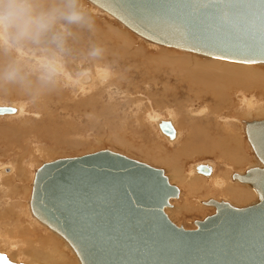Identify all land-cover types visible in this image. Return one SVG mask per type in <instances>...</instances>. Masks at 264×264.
<instances>
[{
    "label": "water",
    "instance_id": "95a60500",
    "mask_svg": "<svg viewBox=\"0 0 264 264\" xmlns=\"http://www.w3.org/2000/svg\"><path fill=\"white\" fill-rule=\"evenodd\" d=\"M88 1L157 45L264 64V0ZM12 110L1 106L0 115ZM160 130L173 135L168 122ZM245 135L259 165L231 179L251 187L256 202L235 207L209 199L203 204L214 212L193 229L167 217L179 191L162 169L109 150L43 163L33 176L29 211L79 264H264V119L245 122Z\"/></svg>",
    "mask_w": 264,
    "mask_h": 264
},
{
    "label": "rangeland",
    "instance_id": "374dc122",
    "mask_svg": "<svg viewBox=\"0 0 264 264\" xmlns=\"http://www.w3.org/2000/svg\"><path fill=\"white\" fill-rule=\"evenodd\" d=\"M38 1L42 2L41 0H38ZM71 1L72 2H78L77 4L79 6H80L79 3H81L82 11H84V14H85L84 17L86 19H90L88 21L89 23H87V25H89V26H91V25L92 26H100L101 28H105L107 26V24L109 23L110 27L113 28V32L116 31V33L119 35H121V33H122V31H120V29H122L123 31L125 30L126 33H125V31H124V33L126 35L129 34L130 39L131 38L135 39V40L133 39L134 41L131 39L133 42L129 44L128 49L131 50V48H133V47H134V49H135V47L138 48L137 45H139V46H141L142 50H144V51L140 55L137 54L136 57L134 55H131V56H129L130 59L128 58V60L127 59L121 60V59H119L121 51L118 50L117 54L115 55V57H116L115 62L116 63H113V62L110 63L111 62L110 59L108 61L109 62L108 64L111 67V70L113 71L112 83L114 82L113 85H116V86L111 85L110 88L109 87L100 88L96 91L93 90L89 94H81L76 89H74L73 87H71L72 88L71 89L68 85H63L64 83L60 79L58 80L56 78L57 75L55 76V73L47 72V71H45L44 68H41V66H39V65H37V67H35V64H37V62L32 60V57H28L33 52V49L21 47L19 51L25 53V55L23 56L21 54H18V51L16 50L14 45H10V44L9 45H6V44L0 45V50H1L0 51V57L4 56L3 58H5V59L1 58L0 64L2 63V65H6V67L9 70L12 69V71H13V73H10V71H8V72H6V74L0 72V76H1L0 77V84H4V83L9 82L10 80L17 79V78H15L17 76H21L24 80L30 79L29 81H31V82L33 81L32 78H34L35 80H41L40 82H42V81L44 82V83L42 82L41 84H38L39 87H42V89H48L49 88V89H51L52 92H56L58 90L57 92L60 93V98H61V102H60V104H58L59 106L58 105L53 106V105L46 104V110H44L45 111L44 112L39 107L35 106L34 99L32 100L31 98L29 99L28 97H26V99H23V98H25L24 96L14 97V98L13 97H8V98L0 97V105H3V106H15L17 103V101H15V100H17V99H21L22 101H25V104H24L25 107L24 108L28 112V114L24 115V116L7 117V118L3 117L6 115L0 116V137H1L0 138V153H1L0 154V169L6 168V169L10 170V167H13L15 165V162L17 160L16 157H18V154L22 150V152L24 154L23 156H25L24 160L26 161V163H24V164L27 165V177H28V178L25 177V179H24L25 181L22 183V187L20 186V190L22 189L20 192L22 194L24 193L23 190L26 191L25 194H23V197H21L22 198L21 208L18 207L17 203H14L13 198L10 197V199H9L8 196L4 197L3 194L0 193V212H3V213L7 212V214H8L6 216L4 215L5 213L1 215V218H3V220H0V239L2 236H5V234L9 235L11 237H14L15 242L17 241V243H18V248L20 246L21 250L24 251V250H26V248L27 249H36L37 253H40V255L43 254L47 257L49 256V257H52L54 259L56 258V259H58L57 261H61L63 264H77L78 261H76V257L74 256L73 252L70 251V248L66 245V243L64 241H62L61 237H59L56 233H54L53 231L48 229L46 226H44L43 224L38 222L35 218H33V216H31L29 208H28V200H29L28 197H29V194L31 192L30 186L32 183L31 182V174L35 171V169L40 167L43 163L50 162V161H53L56 159L77 157V156H81V155L94 153L97 151L109 150V151L118 153L120 155H123L127 158L145 163V164L150 165L152 167L162 169L164 171L165 175L169 179L170 184L175 185L179 189V197L177 199H173L170 201V207H168L166 209V212H165L166 215L168 216V218L177 226H181L184 229H193L194 228V225H193L194 221L202 220L204 217L212 214L214 211V209L211 206H207V205L204 206V205L200 204L199 207H197L196 209L192 208L193 212L191 211L190 213H184V211H183L184 208H183L182 202H183V199L185 198L186 192H187V188H186L185 184H183L182 182H178V180L173 179L170 165L169 166L168 165H161L157 162H153L151 160V158L149 157V156H155V155L157 157H158V155L160 157H163V155H165V154L169 156V155H172L173 153H174L173 155H175L177 153L176 150H177L178 146L176 145V143L174 145H168V143H166L165 140L163 141V139L160 138L158 135L161 132L158 129V127H156V124L155 123L152 124V123H149L146 120H144V115H145V112H148L149 107H151V104H149V102L147 100H149V101L152 100L151 102L154 103L153 107L159 106L160 105V98H161L160 96H161V94L163 96L164 90L172 89L174 87L173 90L176 93L177 90L179 91L180 88L182 89V87H184L183 83H186V82L183 80L181 73H179L180 71L176 70V69H178L177 68L178 66H180L179 68L182 69V67L186 66V65H183L184 62H182L181 60H178L176 67H174L175 64L173 63V60H174V58H177L178 56H185V54H187V52L184 54L185 51L169 48L166 46H160L157 44H154V45H157L158 47H153L154 45H149L148 44L149 42H147L144 39H143L144 40L143 41L141 37H140L141 38L140 39L139 36L132 33L128 29H125V27L123 25H119L120 23L117 20H114V18H112L111 16L106 14L101 9H99V8L97 9V7L94 6L93 4H91L89 1H87V0H71ZM86 44L88 45V42L84 41L83 45L81 46V49L84 50V51H82V53L81 52L74 53L73 51H71V49L67 50L66 45H62V47H63V48H61L62 52H60L59 48H56L57 51L60 52V54H61V59L63 61L62 64L64 65L65 69H67V71H69V73H71L72 76L77 77L79 75L80 71L82 70V68L83 69L86 68V66H88V64L91 62V61L88 62V60H89L88 56L82 55V54L86 55V51L87 52L90 51V49H88V47H90V45H88V47H87ZM23 45H25V44H23ZM85 47H87L86 50H85ZM90 48H92V47H90ZM158 48H162L163 51L167 50L166 52L171 53L173 58L172 59H170V58L161 59L160 56H157V55H159L158 54ZM64 49L66 50V52H63V51H65ZM34 50H35V52H38V51H36L37 49H34ZM180 52L181 53L183 52V53L181 54ZM75 54H76V57L74 56ZM142 54H143V56H141ZM177 54H178V56H177ZM188 54H190V53L188 52ZM190 55L196 56V54H190ZM190 55H188V56H190ZM6 56L8 59L6 58ZM132 56L134 57V59ZM77 57L79 60L77 59ZM142 57L144 58V60ZM203 58L204 57H201V55H197V57H196V59L205 60ZM30 59H31V61H30ZM135 59H136V62H135ZM149 59L151 62L153 61L152 62L153 64L150 61H148ZM207 60H209V59H207ZM122 61L123 62L125 61V62L123 63ZM25 62H27V63H25ZM79 62H81V64L79 65L80 67L78 65H76V64H79ZM165 62H167V63H165ZM72 63H73V65H72ZM189 63L190 62H185V64H189ZM8 65L10 68L8 67ZM164 65H166V66L164 67ZM172 65H173L174 69H173ZM251 65H264V64H251ZM28 67L31 69H29ZM167 67H169L168 68L169 71L167 70ZM170 68H171L172 72L174 73V75L170 74ZM15 70H16V72H15ZM164 70H166V71H164ZM36 71H38V72H36ZM138 71H141V72H138ZM46 74L49 76H47ZM140 74H143L142 77L140 76ZM175 74H177V75H175ZM39 75H41V76H39ZM26 76H27V79H26ZM4 78L5 79L7 78V80H5ZM3 79H4V81H3ZM175 81H177V82L182 81V82H180L178 85V84H176L177 82L175 83ZM50 83H52V85ZM45 84L47 85V88H45ZM16 85L20 89H23V86L21 84H16ZM59 85H60V87H59ZM53 86L57 87V88H53ZM64 86H65V88H64ZM164 87H167V88H164ZM211 87H212V85H211ZM59 89H60V91H59ZM108 90H110L111 92L113 91L112 92V98L108 97ZM211 90H213V89H211ZM211 90L206 89L205 91H203L202 89H200L202 98L206 99L207 101L206 100L204 102H203V100L194 101V102H192V105H193L192 108L198 109L199 106L203 107V105L205 106L207 104L211 105V107H212L215 104V102H213V99L211 96ZM178 91H177V94L181 96V94L178 93ZM228 91L229 90L227 89V92ZM105 93H107V94H105ZM152 94H153V96H152ZM62 95H64V96H62ZM94 96H95V100H94ZM230 98L233 100V102L236 103V99H234L233 96ZM87 101H90V102H87ZM225 103L226 102L223 103L222 107L225 105ZM90 105H92V107ZM231 108H234V109H231ZM231 108L228 107V109H223L221 111V116L222 115L223 116H226V115L232 116L234 114L233 116H236L238 119H241L242 117L240 118L241 113H240L239 109L235 106L231 107ZM35 109L37 110V112ZM209 109L212 110V108H210V107H209ZM39 110H40V112H39ZM179 111L180 112L182 111V113H183V110H179ZM233 111L236 114L233 113ZM33 112L36 113V115H34ZM161 112H162V110H161ZM48 114H52V117H54V118H51L52 120L49 123L47 122L48 117H49ZM263 116H261V117H263ZM261 117H259V118H261ZM251 118L253 119V117H251ZM248 120H250V118ZM41 121H43V122H41ZM40 124H42V125H40ZM186 124H187V126H186ZM9 125H10V127H9ZM33 125H36V126H33ZM176 126H177V124H176ZM178 126H177V128L180 130H182V129L184 130V128H185V131H186L187 129H189V125L187 122L181 123L180 127H178ZM39 128L44 129V132H41L40 130L39 131L35 130V129H39ZM14 129H16L15 133H14ZM21 129L26 130V132L27 131L31 132L30 133L31 135L29 134L25 137L22 136L21 134H19L22 132ZM10 132L12 133V135ZM38 132H40V133L38 134ZM49 132L51 133V135H49ZM43 133L44 134L46 133L49 137L55 136V137H62L64 139L67 137L68 138H67V140H65L64 144H57V143L55 144L53 142V140L44 139L41 136ZM140 134H145V136H140ZM19 135H21V136H19ZM116 136H118L117 138H119V139L121 138V141L123 140V142H122L123 145L125 143L127 146L124 145L125 146L124 147L123 145L115 144ZM242 137H243V139H239L240 141L239 140L237 141V144H238L237 149H238V151H240L239 154L243 158V162L241 161L240 165L231 164L230 168H228V166L226 165L224 160L221 158H218L215 154H207V155L190 154L191 156L185 155V156L181 157L180 166H181L183 172L185 173L188 169H191L192 167H194L198 164H202V163L208 164V165L211 164V166L213 168V174L215 176L216 175L217 176L224 175L226 177L228 176V178H229L228 182L229 183L235 182L236 180H233L230 178L231 173H233V172H238V173L241 172L242 173L245 170V168H249V166L252 167V165L254 166V164H256L257 166L259 165L256 158L252 154L249 146L247 145L245 137L243 135H242ZM13 138H14V142L12 144L11 140H13ZM19 138H22V139H19ZM38 138H39V140H38ZM8 139H9V141H8ZM5 140H6V143H5ZM7 141H8V143H7ZM68 141H70L69 143H71L73 145L75 144V146H71V144L68 145L69 144ZM15 142L16 143L19 142L20 144L18 143L19 145H17ZM66 143H68V144H66ZM23 146L25 148H23ZM42 148H45V149L43 150ZM46 148H49V149L45 152ZM245 148H246V150H245ZM2 150H4V151H2ZM37 150H43L44 152L39 153ZM140 151L142 153L146 152L149 156L147 157V156L142 155L140 153ZM30 155H31V157H30ZM27 161H28V163H27ZM246 165H248V166H246ZM7 172H9V171L8 170H6V171L1 170L0 176H4L5 174H7ZM235 183L241 184V183H237V181ZM23 187H24V189H23ZM3 188L4 187L0 188V190H3ZM252 196L254 199L253 194H252ZM3 197H4V199H2ZM208 198H213L216 200L223 199L221 196H216V195H214V197L213 196H209V197L206 196L205 198H204V196H200V198H199V195H197V197L196 196L192 197L189 200H190L191 205L197 206V204L200 203L199 201H202V200L204 201ZM198 199H199V201H198ZM249 201L252 202L250 197L248 199L244 200L242 203L238 204V206L243 207L245 205H248L250 203ZM22 204L24 206H22ZM17 216L19 217L18 222L16 221ZM32 219L33 220L35 219L34 221H37V222L36 223L33 222ZM4 224L6 225L7 228L5 227ZM11 226L14 228H12ZM15 227H16V229H15ZM19 227H20V229H19ZM3 229H5V231ZM8 229H9V231H7ZM17 231H19V232H17ZM1 232H4V233L1 234ZM8 233H10V234H8ZM47 235H49V236L51 235L53 237L54 241L51 243L47 242L49 244L45 243L46 245L43 246L40 243V241H41V239H43V237H45ZM6 240L8 241L7 237H6ZM11 240H12V238H11ZM55 242H56V244H55ZM7 249L5 250V253L3 251H0V252H2L3 255H5V254L9 255V257L11 259L10 260L11 263L14 262L12 264H18V263L19 264H27L26 262L28 261V259H22V258H25L24 254L12 253L10 250H7ZM52 252H53L54 256H53ZM0 260H1L0 261L1 264H3V263L9 264V262L4 260L3 257L2 258L0 257ZM22 260L26 261V262H21ZM39 260H36L35 263L41 264L42 260L41 259H39ZM49 263H52V262H49Z\"/></svg>",
    "mask_w": 264,
    "mask_h": 264
},
{
    "label": "bare ground",
    "instance_id": "6f19581e",
    "mask_svg": "<svg viewBox=\"0 0 264 264\" xmlns=\"http://www.w3.org/2000/svg\"><path fill=\"white\" fill-rule=\"evenodd\" d=\"M41 1L42 2H39L38 0H36V4H37L38 9L40 11L50 12L53 14V21H52V24L50 25L49 30L38 41H33L31 39H19V40L12 39V40H7V41L3 42L0 45H3V44L14 45V47L18 51V54H21L23 56L25 55V53L19 51L21 47L33 49V52L28 57H32V60L37 62V64H35V67H37V65H39V66H41V68H44L45 71L55 73V76L57 75L56 78L58 80L60 79L64 83L63 85H68L70 88L73 87L74 89H76L81 94H89L93 90L96 91L100 88H105V87L110 88V86L113 85V83H114V82L112 83L113 71L111 70V67L108 64L109 63L108 61L110 59L111 60L110 63H112V62L116 63L115 62V58H116L115 55L117 54L118 50L121 51V54L119 56V59H121V60L122 59L128 60L129 56H131V55H134L136 57L137 54L140 55L144 51V50H142L141 46H139V45H137L138 48L135 47V49H134V47H133V48H131V50L128 49L129 44L132 43L135 39L133 38L134 39L133 40L131 38L133 40L132 41L129 38V34H127V35L125 34L126 33L125 30H124L125 31V33H124V31L122 29H120V31H122V33H121V35H119L116 33V31L113 32V28L110 27L109 23L107 24V26L105 28H101L100 26H92V25L89 26V25H87V23H89L88 21L90 19H86L84 17L85 14H84V11H82L81 3H79L80 4V6H79L77 4L78 2H72L71 0L70 1L69 0H41ZM72 11L78 12L81 16V19L78 21H73V20L67 19L66 18L67 15L69 13H71ZM119 25H122V24L120 23ZM125 29H127V28L125 27ZM142 40H143V38H142ZM84 41L88 42V45H90V47H92V48L88 47V45L86 44V46L88 47V49H90V51L89 52L86 51V55H84V54H82V55L88 56V58H89L88 62H90V61L91 62L88 64V66H86V68H84V69L82 68V70L80 71V73L77 77L72 76L71 73H69V71H67V69H65L64 65L62 64L63 61L61 59V54H60V52H62L61 48H63L62 45H66L67 50L71 49V51H73L74 53H78V52L82 53V51H84V50L81 49V46L83 45ZM147 42H149L148 43L149 45L155 44V43H152L150 41H147ZM23 44H25L26 46ZM87 47H85V50ZM153 47H158V46L154 45ZM56 48H59L60 52H58ZM34 49H37L36 51H38L39 53L35 52ZM166 51L167 50L163 51L162 48H158V54L159 55H157V56H160L161 59H164V58L165 59L166 58L172 59L173 58L172 54L167 53ZM63 52H66V50ZM186 52L187 51H185L184 54ZM189 53L195 54V53H191V52H189ZM178 54H177V56H178ZM190 54H188V52H187V54H185V56H178V57L176 56L177 58H174V60H173V63L175 64L174 67H176L178 60H181L182 62H184L183 65H186V66H183L182 69L179 68L180 66H178L177 67L178 69H176V70L180 71L179 73H181L183 80L186 82V83H183L184 85L182 84L184 86V87H182V89L180 88L179 91L177 90L178 93L181 94V96L177 94V91L175 93V91L173 90L174 87L172 89L164 90L163 96H162V94L160 96L161 98H160V105L159 106L153 107L154 103L151 102L152 100H150V101L147 100L149 102V104H151V107H149L148 112H145V115H144V120H146L147 122L152 123V124L155 123L156 127H158L159 130H160V125L162 122H168L171 125V127L173 129V135H168V134L162 132L161 130H160V132L162 134L160 133L158 135L160 138L163 139V141L165 140L166 143H168V145H174L176 143V145L178 146V148L176 150L177 153L175 155H173L174 154L173 153L172 155H169V156L165 154V155H163V157H160L159 155H158V157L156 155L155 156H149L146 152L142 153L141 151H140V153L144 156H147V157L149 156L153 162H157L161 165H168V166L170 165L173 179L178 180V182H182L183 184H185V186L187 188V192H186V196L182 202L183 208H184V210H183L184 213H190L192 211V208L196 209L197 207H199L200 204L204 205L203 202H205L209 199H213V198H208L204 201L203 200L199 201V199H198V201L200 203L197 204V206L196 205L193 206L190 204L189 199H191L192 197H195V196L197 197V195H199V198H200V196H204V198L206 196L207 197H209V196L214 197V195L221 196L223 199H220V200L214 199V200H216V201H227L230 205L235 206V207H239L238 204L242 203L244 200H246L250 197L252 202L249 201L250 203L248 205L253 204L254 202H256V194L251 187H249L245 184L242 185V183L236 184L235 182L237 180L233 183H229L228 182L229 181L228 176L226 177L224 175H221V176L216 175L217 176L216 177L213 174V168H212L211 164L210 165L203 164V163L198 164V165L192 167L191 169H188L184 173L181 166H180V160H181V157H183L185 155H190V154H194V155L195 154L196 155L197 154H204V155L215 154L218 158H221L224 160V162L226 163L228 168H230L231 164L240 165L241 161L243 162V158L239 154L240 151H238V149H237V145H238L237 141L239 139H243L242 135L245 137L247 145L249 146V148L253 154V151H252V149H251V147L247 141L246 135H245V122L264 119V116H263L264 115V65H251V64H245V63H236V62L206 57V56H202V55H201V57H204L203 59H205V60H201L202 58L196 59L198 54H196V56H193ZM188 55H190V56H188ZM74 56L76 57V54ZM141 56H143V54ZM3 57L4 56L0 57V60ZM6 58H7V56H6ZM3 59H5V58H3ZM77 59H78V57H77ZM133 59H134V57H133ZM207 59H209V60H207ZM143 60H144V58H143ZM30 61H31V59H30ZM148 61H150V59ZM81 62H79V64H76V65L79 66L81 64ZM135 62H136V59H135ZM185 62H190L191 64L190 63L185 64ZM25 63H27V62H25ZM73 63H72V65H73ZM165 63H167V62H165ZM165 66L166 65H164V67ZM8 67H9V65H8ZM172 67H173V65H172ZM174 67H173V69H174ZM168 68L169 67H167V70H168ZM29 69H31V68H29ZM0 70H1L0 72H2L4 74H6V72H8V71H10V73H13L12 69L9 70L6 67V65H2V63L0 64ZM164 71H166V70H164ZM15 72H16V70H15ZM36 72H38V71H36ZM138 72H141V71H138ZM170 74L174 75L171 68H170ZM142 75L143 74H140L141 77H142ZM175 75H177V74H175ZM39 76H41V75H39ZM47 76H49V75H47ZM15 78H17V79H13L7 83L0 84V97H5V98L13 97L14 98V97L24 96L25 98H23V99H26V97H28L29 99L30 98L32 100L34 99L35 106L42 109V111L46 110V104L53 105V106L60 104L61 98H60V93L57 92L58 90L56 92H52L51 89H49V88L48 89H42V87H39L38 84H41L43 81L40 82L41 80H35L34 78H32L33 81L31 82V81H29L30 80L29 78H28L29 80H24L21 76H17ZM4 79H3V81H4ZM26 79H27V76H26ZM5 80H7V78ZM182 81H178V82L175 81V83L177 82L176 84L179 85V83ZM16 84H21L23 86V89H20ZM50 84L52 85V83H50ZM211 85L213 88L211 87ZM113 86H116V85H113ZM59 87H60V85H59ZM167 87H164V88H167ZM45 88H47L46 84H45ZM53 88H57V87L53 86ZM64 88H65V86H64ZM200 89H202L203 91H205L206 89H208V90L213 89V90H211V96H212L213 102H215V104L212 107H211V105L207 104L205 106L203 105V107L199 106L198 109L192 108V106H193L192 102L199 101V100H203V102H204L206 100V99L202 98ZM227 89L229 90L228 92H227ZM59 91H60V89H59ZM112 92L110 90H108V97L112 98ZM105 94H107V93H105ZM62 96H64V95H62ZM152 96H153V94H152ZM232 96L234 97V99H236V103L233 102V100L230 98ZM94 100H95V96H94ZM15 101H17L15 106H6V107H11L12 109H15V111H13L10 114H4L6 116H3V115H0V116L7 118V117H17V116L27 115L28 112L24 108L25 107L24 106L25 101H22L21 99H17ZM87 102H90V101H87ZM224 102H226V103L222 107ZM1 106H3V105H0V107ZM90 106L92 107V105H90ZM208 106L210 108H212V110H210ZM234 106L239 109V111L241 113L240 118L242 117L241 119H238L236 116H233L234 114L232 116H230V115H226V116L222 115L221 116V111L223 109H228V107L231 108ZM231 109H234V108H231ZM161 110H162V112H161ZM179 110H183V113H182V111L180 112ZM36 112H37V110H36ZM39 112H40V110H39ZM233 113H235V112L233 111ZM33 114L36 115V113H34V112H33ZM48 116L49 117H48L47 122L49 123L52 120L51 118H54V117H52V114H48ZM261 116H263V117H261ZM251 117H253V119ZM259 117H261V118H259ZM249 118H250V120H248ZM41 122H43V121H41ZM183 122H187L189 125V129H187L186 131H185V128H184V130L183 129L180 130L177 128V126L179 125L178 127H180V124ZM176 124H177V126H176ZM40 125H42V124H40ZM33 126H36V125H33ZM186 126H187V124H186ZM9 127H10V125H9ZM15 130L16 129H14V133H15ZM35 130H38V131L40 130L41 132H44V129H40V128L35 129ZM21 131L22 132L19 134H21L24 137L31 133L29 131L26 132V130H22V129H21ZM39 133L40 132H38V134ZM11 135H12V133H11ZM21 135H19V136H21ZM49 135H51L50 132H49ZM41 136L46 140H48V139L53 140V142L55 144L56 143L57 144H64L65 140H67V138H68L67 137L64 139L62 137H55V136L54 137L51 136L52 137L51 138L46 133L45 134L43 133ZM140 136H145V134H140ZM117 137L118 136H116L115 144L123 145L122 144L123 140L121 141V138L119 139ZM19 139H22V138H19ZM38 140H39V138H38ZM8 141H9V139H8ZM8 141H7V143H8ZM11 142L13 144L14 138H13V140H11ZM69 142L70 141H68V143ZM5 143H6V140H5ZM18 143L19 142H17L16 144L19 145L20 143L19 144ZM68 143H66V144H68ZM70 144L71 143H69L68 145H70ZM124 145H126V144L124 143ZM24 146H23V148H25ZM71 146H75V144L74 145L71 144ZM42 149L44 150L45 148H42ZM48 149L49 148H46L45 152ZM43 150H37V151L39 153H42V152H44ZM245 150H246V148H245ZM2 151H4V150H2ZM23 155L24 154L21 150V152L18 154V157H16L17 160L15 162V165L13 167H10V170L5 168L9 172H7V174H5L4 176H0V188L4 187L3 190H0V193H2L4 197L8 196L9 199H10V197L13 198L14 203H17L18 207H20V208H21V202H22L21 197H23V194H25V192H26L23 190L24 193L22 194L20 192L22 190V189L20 190V186L22 187V183L25 181L24 180L25 177H27V165L24 164V163H26V161L24 160L25 156H23ZM30 157H31V155H30ZM254 157H255V155H254ZM256 160H257V158H256ZM257 162H258V160H257ZM27 163H28V161H27ZM258 164H259V162H258ZM199 165L207 166L210 170L209 173L208 174L200 173L197 170V167ZM255 165L256 164H254V166ZM246 166H248V165H246ZM254 166L252 165V167H254ZM5 169L2 168V169H0V171L1 170L6 171ZM246 169L247 168H245V170ZM35 171H36V169H35ZM35 171L31 174V182L33 180V176H34ZM233 173L242 174L241 172L240 173L233 172ZM233 173L230 174V178H231V175ZM237 183H239V182L237 181ZM30 188H31V186H30ZM23 189H24V187H23ZM30 191H31V189H30ZM178 191H179V189H178ZM252 194L254 195V199H253ZM29 196H30V194H29ZM4 197L2 199H4ZM28 202H29V200H28ZM22 206H24V205L22 204ZM245 206H247V205H245ZM28 208H29V205H28ZM166 209H165V212H166ZM4 213L0 212V220H3V218H1L2 214H4L5 216L8 215L7 212H4ZM18 218L19 217L17 216L16 217L17 222L19 221ZM34 220H33V222L36 223L37 221H34ZM5 227H6V225H5ZM12 228H14V227H12ZM15 229H16V227H15ZM19 229H20V227H19ZM3 230L5 231V229H3ZM7 231H9V229ZM17 232H19V231H17ZM2 233H4V232H1V234ZM8 234H10V233H8ZM6 237L8 238V241L6 240ZM11 238H12V240H11ZM53 241H54L53 237L51 235L50 236L47 235V236L43 237V239H41L40 243L44 246V245L49 244ZM62 241H64V240L62 239ZM47 242H49V243H47ZM55 244H56V242H55ZM66 245L68 246L67 243H66ZM6 249L10 250L12 253L24 254L25 258H22V259H28V261L26 262V261L22 260L21 262H26L27 264H36L35 261L39 260V259L42 260L41 264H47V263L48 264H58V263L63 264L61 261H57L58 259H56V258L54 259V258L49 257V256L47 257L43 254L40 255V253H37L36 249H27L26 248V250H24V251L21 250L20 246L18 248V243H17V241L15 242L14 237H11V236L5 234V236H2L0 239V251H3L5 253ZM70 251H72L71 248H70ZM52 254H53V252H52ZM53 256H54V254H53ZM74 256H75V254H74ZM0 257L1 258L3 257L4 260L9 262V264L11 263V261H10L11 259H10L9 255H6V254L3 255L2 252H0ZM76 261H78L77 258H76ZM49 262H52V263H49ZM12 263H14V262H12ZM0 264H1V262H0ZM3 264H5V263H3Z\"/></svg>",
    "mask_w": 264,
    "mask_h": 264
},
{
    "label": "clouds",
    "instance_id": "9594fccd",
    "mask_svg": "<svg viewBox=\"0 0 264 264\" xmlns=\"http://www.w3.org/2000/svg\"><path fill=\"white\" fill-rule=\"evenodd\" d=\"M66 18L78 21L81 16L72 11ZM52 21L53 14L40 11L36 0H0V44L12 39L38 41Z\"/></svg>",
    "mask_w": 264,
    "mask_h": 264
},
{
    "label": "snow or ice",
    "instance_id": "6c2138e0",
    "mask_svg": "<svg viewBox=\"0 0 264 264\" xmlns=\"http://www.w3.org/2000/svg\"><path fill=\"white\" fill-rule=\"evenodd\" d=\"M260 51L262 54H264V42H262V44H261ZM12 111H15V109H13Z\"/></svg>",
    "mask_w": 264,
    "mask_h": 264
}]
</instances>
